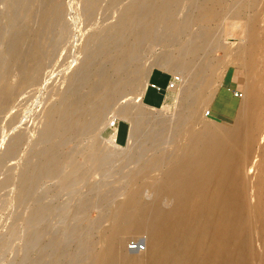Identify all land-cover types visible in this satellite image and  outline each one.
<instances>
[{
	"label": "bare ground",
	"instance_id": "bare-ground-1",
	"mask_svg": "<svg viewBox=\"0 0 264 264\" xmlns=\"http://www.w3.org/2000/svg\"><path fill=\"white\" fill-rule=\"evenodd\" d=\"M33 1L27 0L24 6L26 10L23 17L27 20L26 24L32 19L30 7ZM82 1L87 7L84 13L89 16L100 0ZM149 1L151 3H147ZM182 1L131 0L125 4L122 0H107L108 6L116 5L115 12L120 16L119 21L113 28L102 23L95 25L85 35L81 65L74 73L76 76L79 72H85L86 68L89 72L92 69V91L83 97L76 95L72 100L63 96L65 92L61 95V92L58 103L45 112L48 126L44 129V136L51 137L54 133L51 125L55 123V116L60 117L59 128L65 135L77 125L103 129L110 123L108 112L113 111L112 115L116 114L130 124L128 149L120 151L125 166L130 163L136 165L131 167L134 171L129 170L130 175L138 174L144 168L155 174V177L145 178L140 185L130 188L127 197L114 207L110 225L101 236V250L93 264H264V205L261 198L255 195V185L264 184L256 176L255 168L250 171L257 158L256 145L262 138L261 131L251 125V106L260 97L257 90L260 77L255 74L256 62H253L255 41L246 47H226L224 58L217 65L224 66L225 62H232L247 72L244 91L242 90L245 96L242 93V103L231 128L211 126L209 122L203 124L201 120L205 115V110L202 115L201 109L205 101L208 102L211 98V79L203 72L207 64L202 60L197 69L198 51L192 50V40L189 41L192 36L185 35L187 41L179 44L182 49L178 53L183 55L180 59L169 56V53L152 59L178 73L190 68L196 70L190 76L182 78L181 82L179 79L175 83L180 82L178 101L184 111L174 113L173 116L171 114V118L166 115L156 116L153 111H158L159 108L139 101L151 72L150 65L139 64L134 69L128 67L130 62L143 59L155 38L165 40L178 37L173 34L188 29L196 16L202 21L210 20L217 14L212 5L222 0H201L196 11H184L180 13L182 17L177 19V9ZM187 2L195 6L198 0ZM137 19H140L142 25L130 42L120 44L111 41L127 23ZM62 23L63 14L59 3L43 12L37 29V43L27 55L29 59L37 58L40 65L35 67L30 60L26 65L15 64L9 72L0 73V105L8 107L5 104L12 95L17 96L23 89L34 85L37 77L49 64L46 34L54 25ZM158 31H162V34H155ZM27 32L25 27L18 29L16 47L27 36ZM248 37L254 38V33H250ZM110 43L112 46H109ZM16 47L14 46L13 51ZM187 55L189 58H186ZM94 59H97L96 63ZM175 84L170 87L171 90L175 88ZM130 88L137 90L140 104L152 112H140L127 102L116 107L126 94L125 91ZM149 122L157 130L154 136L157 142L163 144L168 140V146L161 147L158 156L148 153L150 144L147 149L140 146ZM148 136L146 135L147 138ZM112 137L115 138V133ZM48 152L45 157L47 172L54 160L51 157L52 150ZM144 187H150L155 192L154 201L143 198ZM162 197L171 200L168 209L162 208L159 202ZM132 235L145 237V252L125 250V239ZM200 240L206 243L202 248L199 247ZM137 248H140L138 243L135 249Z\"/></svg>",
	"mask_w": 264,
	"mask_h": 264
},
{
	"label": "rangeland",
	"instance_id": "rangeland-1",
	"mask_svg": "<svg viewBox=\"0 0 264 264\" xmlns=\"http://www.w3.org/2000/svg\"><path fill=\"white\" fill-rule=\"evenodd\" d=\"M33 2L30 7L32 19L26 24L27 20L24 19L23 14L27 0H0V73L9 72L15 64L26 65L30 60L33 66H39L37 58L29 59L27 55L37 43V29L41 16L44 11L58 3L63 14V23L54 25L46 34L49 64L35 80L36 84L34 83L31 88L23 89L17 96L12 95L13 101L11 97L9 99L11 104L8 103L9 100H7L8 105L5 104L8 107L0 105V264H93L101 250V236L106 233L110 225L114 207L127 197L132 188L140 185L145 178L155 177V174L149 173L144 168L138 174L130 175L129 170L136 165L130 163L125 166L122 161L123 154H120V151L128 149L130 124L118 115H112L113 111L108 112L110 123L103 129L77 125L65 135L59 128L60 117L55 116L53 121L55 123L51 125L54 130L52 138L44 136V129L48 126L45 112L58 103V97L64 92L63 96L72 100L76 95L83 97L92 91L90 85L93 77L92 69L89 72L86 68L85 72L74 75L81 65L85 35L92 31L95 25L101 23L113 28L120 16L115 12L116 5L108 6L107 0H100L89 16L84 13L87 7L82 0H34ZM129 2L131 0H122L125 4ZM201 3L202 1L198 0L195 7L187 0H183L177 9L179 15L176 18H181L180 13L184 11H196ZM147 8L146 6L145 9ZM212 8L217 14L210 20L202 21L196 16L188 29L173 34L178 37L169 38L170 40L155 38L143 59L130 62L128 67L134 69L139 64H148L151 70L159 67L169 76L177 75L181 82L182 78L190 76L196 70L190 68L191 70L178 73L152 59L162 57L165 53L180 59L183 55L178 53L182 49L179 48V44L187 41L186 36H192L189 41L192 40V50L198 51L197 69L201 60L207 64L203 72L211 79L212 98L226 73L233 68L241 72L238 73V82L240 90L244 91L247 80L246 69L232 62H225L224 66L217 67V65L224 58L226 47L237 45L246 47L250 42L255 41L253 62H256L255 74L260 77L257 86L260 97L254 106H251V125L261 131L262 138L256 145L257 158L250 171L255 168L256 176L264 184V152L262 151L264 150V0H222L215 2ZM139 20L127 23L111 41L120 44L130 42L142 25ZM21 27H25L28 32L24 40L20 41L21 45L16 47L15 40ZM250 33H254V38L248 37ZM155 34L161 35L162 31ZM111 43L109 46H112ZM14 46L15 51H13ZM188 56L186 58H189ZM101 57L102 55L99 56ZM97 59H94L95 63ZM210 64L213 67H208ZM212 69L214 70L211 71ZM154 79L160 84L165 81V78L157 73L154 74ZM180 82L175 84L173 90L162 87L161 93L165 96V102L161 104L162 107L158 104L159 112L153 111L156 116L166 115L171 118L174 113L184 111L178 101L177 90ZM136 92L137 90L131 88L126 90V94L121 97L116 107L127 102L140 112L151 111L140 104L139 101L142 102V99L138 101ZM158 96L156 90H150V100L156 102ZM208 102L205 101L201 109L202 115ZM208 118L206 115L203 116L201 119L203 124L209 122L211 126L229 128L234 125V121L223 124ZM151 124V122L146 124L147 132L140 140V146L147 149L150 144L148 153L152 152L153 156H158L161 147L168 146L166 142L168 140L163 144L157 142V139H154L157 130ZM55 126L58 128L56 129ZM78 127L81 128L77 129ZM114 133L116 138L112 137ZM146 135H149L148 138ZM49 150H52L51 157L53 156L54 160L49 165L50 171L47 172L45 157ZM263 193L264 185H255V195L261 198V203L264 205ZM142 194L147 201L156 199L155 192L150 187H144ZM159 202L164 209L171 206V200L167 197L159 198ZM108 219L110 220L107 221ZM107 222L108 224H105ZM144 238L143 235L128 236L124 242L125 250L145 252ZM132 242L140 243V248L129 249ZM199 243L201 248L206 245L204 240H200Z\"/></svg>",
	"mask_w": 264,
	"mask_h": 264
},
{
	"label": "crops",
	"instance_id": "crops-1",
	"mask_svg": "<svg viewBox=\"0 0 264 264\" xmlns=\"http://www.w3.org/2000/svg\"><path fill=\"white\" fill-rule=\"evenodd\" d=\"M155 73L165 78L163 84H160L156 79H154ZM238 73L241 74L240 70L234 68L226 73L225 78L217 86L212 98L208 102L207 108L209 109V115H207V117L217 120L219 122H223V124L228 123L230 121L233 122L235 120L237 108L241 100V97H238L233 92L235 89H241L238 82ZM169 78L170 76L166 73H163L162 69H160L159 67L153 68L147 80V85L142 96V102L145 105L154 108H158L159 105L165 102V96H163V93H161L162 90L159 91L155 87H152L151 83H156L161 87H166ZM153 89L156 90L159 95L158 100L156 102L149 99V92ZM162 106L163 105H161V107Z\"/></svg>",
	"mask_w": 264,
	"mask_h": 264
},
{
	"label": "built area",
	"instance_id": "built-area-1",
	"mask_svg": "<svg viewBox=\"0 0 264 264\" xmlns=\"http://www.w3.org/2000/svg\"><path fill=\"white\" fill-rule=\"evenodd\" d=\"M177 81H179V78L177 75H172L170 76V78L168 79L167 85H166V89H169L170 87H172ZM152 87H155L157 90H162L163 88L159 85H157L156 83H151ZM235 95H237L238 97L242 96V91L241 90H234L233 91ZM205 115H209V109H205ZM112 124H114V121L112 122ZM138 246L140 247V243L138 244ZM137 247V243L136 242H132L129 245V248L135 249Z\"/></svg>",
	"mask_w": 264,
	"mask_h": 264
}]
</instances>
